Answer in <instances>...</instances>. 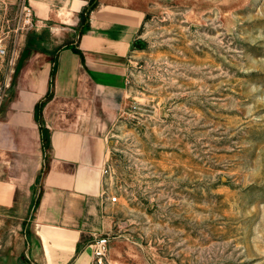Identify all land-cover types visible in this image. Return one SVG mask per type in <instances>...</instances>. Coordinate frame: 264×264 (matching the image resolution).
Segmentation results:
<instances>
[{
	"label": "rangeland",
	"instance_id": "rangeland-1",
	"mask_svg": "<svg viewBox=\"0 0 264 264\" xmlns=\"http://www.w3.org/2000/svg\"><path fill=\"white\" fill-rule=\"evenodd\" d=\"M29 27L0 4V109ZM108 145L92 264H264V0H152Z\"/></svg>",
	"mask_w": 264,
	"mask_h": 264
},
{
	"label": "crops",
	"instance_id": "crops-1",
	"mask_svg": "<svg viewBox=\"0 0 264 264\" xmlns=\"http://www.w3.org/2000/svg\"><path fill=\"white\" fill-rule=\"evenodd\" d=\"M25 1L32 24L0 109L2 262L92 264L114 224L109 129L152 0Z\"/></svg>",
	"mask_w": 264,
	"mask_h": 264
},
{
	"label": "built area",
	"instance_id": "built-area-1",
	"mask_svg": "<svg viewBox=\"0 0 264 264\" xmlns=\"http://www.w3.org/2000/svg\"><path fill=\"white\" fill-rule=\"evenodd\" d=\"M33 12L32 8L26 3L25 0H22V21L24 25L30 26L32 24ZM111 202L116 201V197H110ZM109 244L108 235H101L97 237L93 243V253H92V262L101 261L107 252Z\"/></svg>",
	"mask_w": 264,
	"mask_h": 264
},
{
	"label": "trees",
	"instance_id": "trees-1",
	"mask_svg": "<svg viewBox=\"0 0 264 264\" xmlns=\"http://www.w3.org/2000/svg\"><path fill=\"white\" fill-rule=\"evenodd\" d=\"M94 4H95V1H92L85 12H88L94 6ZM38 108H39V106H38Z\"/></svg>",
	"mask_w": 264,
	"mask_h": 264
}]
</instances>
